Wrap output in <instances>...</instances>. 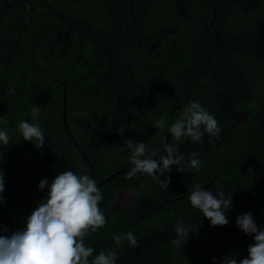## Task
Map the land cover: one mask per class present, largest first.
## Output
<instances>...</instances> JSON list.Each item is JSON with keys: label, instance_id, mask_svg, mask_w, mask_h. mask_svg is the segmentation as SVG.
I'll return each instance as SVG.
<instances>
[{"label": "trees", "instance_id": "1", "mask_svg": "<svg viewBox=\"0 0 264 264\" xmlns=\"http://www.w3.org/2000/svg\"><path fill=\"white\" fill-rule=\"evenodd\" d=\"M133 3L136 21L132 33L129 36L122 34L119 40L120 31L114 29L111 21H98L100 25L97 27L106 38L88 41L89 52L86 54L93 57L97 49L106 52L108 46L118 45L110 57H99V65L107 64L115 77L119 76L122 67L128 73L124 72L123 84L110 88V93L114 97L122 96L127 108L131 107L133 113L141 118L132 138L139 136L140 141H146L145 136L151 134L146 128L140 129V125L145 123L146 127L152 126V116L149 110H141V114L139 110L140 104L149 109L157 86L151 83L159 68H163L166 75L173 76L172 92L167 95L161 92L157 96L158 103H155L158 115L167 126L182 114L177 112V117L170 119L169 115L174 111L167 104L169 97L176 99L181 104L180 111H183L191 102L189 99L195 100L192 98L193 91L199 90L196 80L185 79V66L194 68L195 65H202L209 56L226 68H234L230 71L237 77V98L232 101L231 110L215 104L220 109L219 113L216 106L201 104L216 117L221 127L218 138L206 133L201 143L190 139L180 143L171 137L170 143H179L178 150L185 160L182 167L175 166L178 171L173 168L160 177L161 180L165 176L170 177L166 188L151 176L141 174L139 181L132 186L138 195L128 207L119 203L121 212L118 215L111 216L106 203L99 202L100 210L107 216L106 223L95 232L89 231L84 238L85 244L95 250L89 259H94L100 251H113L116 264H213V258L215 264H228L229 260L237 259L245 250L243 240L229 232L233 229L230 221L223 227L211 226L202 213L191 206L188 196L195 185L203 187L212 182L210 189L223 192L225 199H231L228 212L234 220L237 216L252 212L255 223L264 226V182L259 180L264 170V103H245L241 99L243 91L248 93L254 86L256 91L260 83V76L255 73L260 72L259 65L264 62V0H135ZM213 8L216 12L214 29L217 37L210 26ZM122 13L129 16L128 8L124 6ZM249 34V41L245 42ZM187 35L194 37L186 40ZM156 39H159V43L155 55L149 53V48L156 43ZM139 41L144 44L137 47ZM93 44L96 45L94 48ZM248 48H251L249 55L246 54ZM198 49L200 57H197ZM222 50H230V53ZM259 51L262 56L258 54ZM146 58L152 67L150 73H145L142 66ZM109 61H112L111 65ZM132 79L140 84V89L130 91ZM204 81H208V77ZM136 93V97L132 96ZM162 105L165 107L159 111L157 108ZM171 110L173 112L170 113ZM232 111L245 113L248 117L246 120L231 118L229 112ZM107 129V136L115 134L112 128ZM165 144L168 143L162 138L161 144L155 146L156 151L163 149ZM192 152L199 154V170L187 167ZM147 181L146 189L144 183ZM154 196L157 200L152 204L150 199ZM157 205L159 207L154 210ZM177 222L192 230L181 245L177 243ZM128 231L134 233L135 245H130L126 240L120 243L114 240L116 235ZM248 237L252 240L250 235Z\"/></svg>", "mask_w": 264, "mask_h": 264}, {"label": "flooded vegetation", "instance_id": "2", "mask_svg": "<svg viewBox=\"0 0 264 264\" xmlns=\"http://www.w3.org/2000/svg\"><path fill=\"white\" fill-rule=\"evenodd\" d=\"M134 1L0 0V128H6L12 136L7 145L0 146V172L5 181L2 195L6 201L0 205V228L6 229V234L20 230L26 217L46 194V189L43 192L37 190L39 181L46 178L50 182L61 171L71 170L94 178L103 195L100 203H106L111 216L121 212L119 203L128 207L138 195L132 186L142 173L129 177L134 165L126 141H140L139 136L132 138L131 135L141 118L131 107V110L127 108L122 96L114 97L110 93V88L123 84L124 72L128 73L122 67L119 76L115 77L111 67L99 65V57H110L118 45L108 46L106 52L97 49L93 57L86 56L88 41L106 38L97 27L99 22L111 21L114 29L120 31L119 40L122 34L129 36L132 33L136 21ZM124 6L128 8L129 16L122 13ZM250 35L245 42L249 41ZM193 37L187 35L186 40ZM158 43L159 39H156L149 53L157 54ZM142 44L139 41L137 47ZM199 51L197 57H200ZM227 51L230 53V50H222ZM250 52L251 48H248L246 54ZM258 54L261 55L260 51ZM109 63L111 65L112 61ZM142 66L145 73L152 71L147 58ZM259 66L260 72L255 73L260 76L259 91H254L256 86L248 93L243 91L241 99L245 103H264V62ZM185 68V79L196 80L199 88L193 91L192 98L210 107L220 104L231 110L232 101L237 98V77L230 71L234 68H226L210 56L202 65ZM207 77L209 82L204 81ZM172 78L163 68L157 69L151 83L157 85L156 93L152 94L149 109L140 104L139 114L141 110H149L153 124L162 118L156 110L157 96L161 92L165 95L172 92ZM132 81L130 91L141 88L134 79ZM167 101L174 111L169 115L170 119L176 118L177 112H183L176 99L169 97ZM163 107L165 105L157 109L161 111ZM219 110L217 107V113ZM229 114L233 118L236 113ZM21 120L41 126L45 133L43 147L35 139L31 142L23 140L17 130ZM153 124L150 127L145 123L140 125V129L146 128L151 133L145 136L146 141L140 142L149 147L146 156L158 158L164 153V147L156 151L155 146L161 144L162 138L170 143L172 136L154 128ZM107 128H112L115 134L107 136ZM260 177L264 180V170ZM148 183H144L146 189ZM211 184H206L207 188ZM155 197L150 199L152 204L157 200ZM158 207L154 206V210Z\"/></svg>", "mask_w": 264, "mask_h": 264}, {"label": "clouds", "instance_id": "3", "mask_svg": "<svg viewBox=\"0 0 264 264\" xmlns=\"http://www.w3.org/2000/svg\"><path fill=\"white\" fill-rule=\"evenodd\" d=\"M154 128L166 131L176 141L182 143L186 139L201 143L207 133L212 138H218L221 127L216 117L204 108L198 100H192L170 126L164 119H157ZM18 133L24 141L36 140L43 147L45 133L38 123L21 120L17 125ZM12 139L6 128H0V146L7 145ZM131 150L129 177L138 173L146 174L157 180L161 186L167 187L170 177L165 173L182 164L185 157L179 152V143L165 144L164 153L158 158L145 154L149 147L143 142L126 141ZM187 167L199 170L201 161L197 152L190 154ZM41 201L26 217L20 230L6 234L7 230L0 228V264H116V254L113 251H100L93 256L94 248L85 244L89 231L95 232L106 223L104 213L99 208L103 195L94 178L88 174L78 175L71 170L58 172L49 182L42 178L38 191H45ZM4 174L0 172V205L6 203ZM194 209L202 213L211 226L223 227L229 223L226 213L230 210L231 199H225L223 192H214L209 188L195 185L188 196ZM230 214V213H229ZM235 226L245 235L252 237L253 243L247 249V256L231 259L228 264H264V226H258L252 212H247L235 218ZM175 231L177 243L182 244L192 230L177 222ZM117 243L126 240L130 245L136 244L133 232L128 231L114 237ZM213 264L215 260L213 258Z\"/></svg>", "mask_w": 264, "mask_h": 264}, {"label": "water", "instance_id": "4", "mask_svg": "<svg viewBox=\"0 0 264 264\" xmlns=\"http://www.w3.org/2000/svg\"><path fill=\"white\" fill-rule=\"evenodd\" d=\"M216 18V12L215 9L213 8V16L210 20V26L211 28L214 30L215 36L217 37V32L214 29V20ZM235 118L238 119H246L247 115H245V113H236ZM264 124V120L262 122ZM261 182L264 180L262 179V177H260L259 179ZM202 188H207V185L203 186ZM216 192V191H214ZM226 215L228 216L229 221L231 222V225L233 227V229L231 231H229L231 234L237 235L239 237H241V239L243 240L244 244H245V250L243 251V253L237 258V261H239V259H242L244 257L247 256V249L248 247L253 243V241L248 237V235H245L244 233H242L236 226H235V220L232 218V216L229 214V212L226 213Z\"/></svg>", "mask_w": 264, "mask_h": 264}, {"label": "bare ground", "instance_id": "5", "mask_svg": "<svg viewBox=\"0 0 264 264\" xmlns=\"http://www.w3.org/2000/svg\"><path fill=\"white\" fill-rule=\"evenodd\" d=\"M100 154V153H99Z\"/></svg>", "mask_w": 264, "mask_h": 264}]
</instances>
